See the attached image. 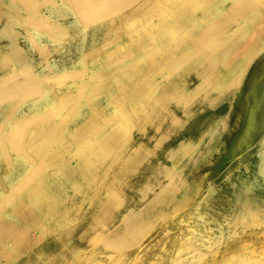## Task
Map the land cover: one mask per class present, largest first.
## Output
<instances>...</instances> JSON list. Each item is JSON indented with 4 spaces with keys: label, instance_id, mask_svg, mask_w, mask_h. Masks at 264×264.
<instances>
[{
    "label": "rangeland",
    "instance_id": "obj_1",
    "mask_svg": "<svg viewBox=\"0 0 264 264\" xmlns=\"http://www.w3.org/2000/svg\"><path fill=\"white\" fill-rule=\"evenodd\" d=\"M105 1L93 23L78 22L65 4L80 17L79 4L70 0H36L35 12L15 0L0 4V80L30 83L29 101L7 125L40 128V173L54 183L30 199H43L50 186L56 194V208L42 205L28 225L17 215V181L33 165L15 152L0 155L8 181L0 264H264V146L226 149L207 124L198 139L186 133L176 8L162 14L146 0ZM166 10L168 23L150 21L166 19ZM28 11L43 23L33 24ZM7 21L13 33L4 34Z\"/></svg>",
    "mask_w": 264,
    "mask_h": 264
},
{
    "label": "crops",
    "instance_id": "obj_2",
    "mask_svg": "<svg viewBox=\"0 0 264 264\" xmlns=\"http://www.w3.org/2000/svg\"><path fill=\"white\" fill-rule=\"evenodd\" d=\"M70 1L74 5L79 4L80 17L73 6L68 5L78 19L82 17L90 23L98 22L104 14L105 6H108L105 0ZM5 2L6 0H0L2 7L6 6ZM15 2L25 9L37 8L36 0H15ZM145 2L144 6L147 9L152 11L160 8L162 14H165L164 9L176 8L177 88L182 85L183 91L189 89L190 98L187 104L190 105L191 114L187 118L192 121L186 133H191L198 139L207 124L209 135H212L214 130L218 132L217 140L219 144L225 145L226 149L229 147L242 154L262 150L264 146V0H146ZM199 3L201 9L195 11ZM252 8H256V12L249 15V10ZM33 11L35 12V9ZM168 13L166 10V19L162 15L159 21L153 19L150 21L168 23ZM28 14L29 19H33V24L39 26L43 23V19L32 11H28ZM191 19L197 29H207V31L205 33L197 32L196 28L193 31L188 29L186 45L185 24H189ZM253 24L256 25V30H248V26ZM6 66L8 67L6 70H9V66L7 64ZM5 83L10 87L8 96L3 95L1 90L6 87L2 85ZM28 85L30 83L23 80H0V114H3L0 115V155L15 152L17 160L26 161L29 167L33 165V174L20 176V181H17L20 183L19 189L23 191V213L18 211L17 215L24 217V221L27 220L30 225L31 223L28 222L30 217L39 216L42 213L40 210L43 208L42 205L56 208L54 203L56 194L51 192L50 186L44 193L43 199H30L41 191L42 184L54 183L51 176H42L40 173L39 153L42 147L40 128L35 127L34 123L32 126L23 123L20 126L15 123L7 125V118L11 114L19 115V106L29 101L30 96L23 95ZM177 94V102L180 103L181 92L178 91ZM217 121H224V129L221 131L220 128L217 129ZM253 156L254 159H259L258 154ZM7 183L8 181L0 175V197L8 190Z\"/></svg>",
    "mask_w": 264,
    "mask_h": 264
},
{
    "label": "bare ground",
    "instance_id": "obj_3",
    "mask_svg": "<svg viewBox=\"0 0 264 264\" xmlns=\"http://www.w3.org/2000/svg\"><path fill=\"white\" fill-rule=\"evenodd\" d=\"M67 7H69L67 4H65ZM70 8V7H69ZM71 9V8H70ZM73 11V10H72ZM74 12V11H73ZM73 14H75V13H73ZM77 17V16H76ZM78 22H80V20L78 19V17H77V19H76ZM260 20V19H259ZM76 21V22H77ZM262 22V21H261ZM263 23V22H262ZM263 25V24H262ZM264 26V25H263ZM4 28H3V32H4V34L6 33V32H8V33H11L12 32V29H11V23H10V21H7V23L5 24V26H3ZM13 33V32H12ZM248 37V36H247ZM21 49V48H20ZM243 50V49H242ZM243 57V56H242ZM76 101V100H75ZM78 103V102H77ZM80 104V103H79ZM82 105V104H81ZM195 149V148H194ZM190 150V149H189ZM193 152V151H192ZM80 159V158H79ZM32 186V185H31ZM30 189V188H29ZM35 189V188H34ZM9 202V201H8ZM23 213V212H22ZM25 214V213H24ZM7 218H9V217H7ZM16 221V220H15ZM26 221V220H25ZM10 223V222H9ZM20 224V223H19ZM11 226L12 227H15V225L13 226L12 224H11ZM10 226V228H12ZM3 227H6V226H3ZM7 227H9V226H7ZM10 228H9V230H10ZM17 228V227H16ZM6 229V228H5ZM14 229V228H13ZM18 229H19V227H18ZM17 229V230H18ZM15 230V229H14ZM35 231V230H34ZM16 232V231H15ZM7 234H10V232L9 233H7ZM13 234V233H12ZM43 234V233H42ZM15 237V236H14ZM18 237V236H17ZM16 239V238H15ZM40 240V239H39Z\"/></svg>",
    "mask_w": 264,
    "mask_h": 264
}]
</instances>
